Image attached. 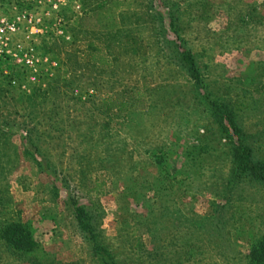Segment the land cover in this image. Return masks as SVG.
<instances>
[{"label":"rangeland","instance_id":"rangeland-1","mask_svg":"<svg viewBox=\"0 0 264 264\" xmlns=\"http://www.w3.org/2000/svg\"><path fill=\"white\" fill-rule=\"evenodd\" d=\"M99 1L0 0V223L22 220L55 263L103 264L76 217L86 206L120 264H248L264 183L228 191L232 143L201 94L234 111L264 161V0H170L202 89L163 40L177 36L159 0L85 13ZM34 87L53 89L30 99ZM116 98L123 110L109 108ZM187 239L199 246L189 259ZM0 264L31 263L0 239Z\"/></svg>","mask_w":264,"mask_h":264},{"label":"trees","instance_id":"trees-1","mask_svg":"<svg viewBox=\"0 0 264 264\" xmlns=\"http://www.w3.org/2000/svg\"><path fill=\"white\" fill-rule=\"evenodd\" d=\"M84 1L87 2V0ZM114 1L120 0H100L99 2H96V4H93V8L89 9L85 13L87 14L90 11L95 12L100 10ZM159 1V6H162L168 10L170 26L174 28L173 30L177 36V38L169 39L165 34L163 40L165 42L168 41L172 57L175 59L177 66L186 71L198 89L204 88L205 80L196 55L185 45L177 32V21L179 19L177 12L180 7H175V5H172L173 2L170 3V0ZM154 16L160 18L161 23H163L164 17L160 10H156ZM79 25L82 28L83 19L79 22ZM109 31L111 34L114 31L113 37L119 39L120 42L122 41L123 37L127 39V42H131L132 40L131 32L128 31L126 35H122V28L120 27L114 29L111 28ZM162 32L165 33V30L163 29ZM87 49L100 50L101 48H98L94 42H88ZM92 58L100 63H109V59L104 58V56L93 54ZM15 82L16 78H13V76L8 77V84L10 87H13L12 85ZM18 88L21 90V86ZM52 89L53 88L51 87H34L33 90L29 92V95L25 91H22L24 94L20 95H28L30 99L41 96L44 100L50 96ZM3 91H6L7 94L11 92L10 88H3ZM201 96L202 99L210 106L215 120L219 124L222 131L227 134L228 139L232 143L233 168L231 178L227 183L228 191L234 188L235 185L238 184V182H240L243 178H246L249 181L264 183V161L256 156L254 147L249 142V135L246 134L243 126L238 121L237 115L232 109L226 107L225 104L219 102L217 99H214L210 94H205L204 91H202ZM127 104L128 103L125 100L116 98L113 99L108 106L110 109L117 108L119 110H123ZM1 132L2 131L0 130V135ZM32 133L33 130H28L29 140L33 144L35 142ZM3 151L4 149L0 147V156L2 155ZM221 211L223 210L219 209L216 211V213H214V218L217 220L215 224L217 225L218 231H221L223 228V212ZM96 213L97 209L95 208L91 211L86 206L76 207V217L78 219L79 227L84 234V238L90 241L93 244V249L102 255L103 264H120L109 256L110 254L106 252V248L103 245L99 234L96 232V226L94 224L96 222ZM0 239L4 242V244H6L12 253L21 258H25L31 264H77L75 262L64 263L62 261L55 263L43 244L34 238L33 231L22 220H7L3 223H0ZM184 243L185 245H188L185 253L186 255H189V259L197 253L196 251L199 246H197L198 244L194 240L191 242L187 239ZM142 245V242L138 240L135 245V253L143 247ZM247 258L248 264H264V235L259 236L252 241L249 252L247 253ZM155 263L156 262H154V264Z\"/></svg>","mask_w":264,"mask_h":264}]
</instances>
